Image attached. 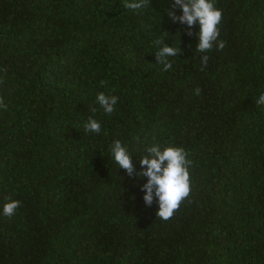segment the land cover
Instances as JSON below:
<instances>
[{"label":"trees","instance_id":"obj_1","mask_svg":"<svg viewBox=\"0 0 264 264\" xmlns=\"http://www.w3.org/2000/svg\"><path fill=\"white\" fill-rule=\"evenodd\" d=\"M170 3L0 0V264H264V0H215L225 47L203 71L199 23L186 35ZM164 32L181 48L168 72L152 43ZM100 92L118 97L111 115ZM116 140L136 173L148 147L188 153L171 219L114 161Z\"/></svg>","mask_w":264,"mask_h":264},{"label":"clouds","instance_id":"obj_2","mask_svg":"<svg viewBox=\"0 0 264 264\" xmlns=\"http://www.w3.org/2000/svg\"><path fill=\"white\" fill-rule=\"evenodd\" d=\"M123 7L134 13L140 14L143 10L150 7V0H124ZM177 10L181 12L177 15ZM166 14L172 23L186 25L188 31L186 35L193 36L191 29L199 23L200 30L197 33L198 44L195 52L203 53L201 57V70L203 71L208 64L209 56L206 54L216 47L223 50L225 42L219 40L220 25L223 20L221 9L215 6V0H171L166 10ZM169 36L164 32L161 36L153 40V46L157 49L155 52L156 64L162 65V71L168 72L172 69L170 58L177 57L180 47L168 46L165 43V37ZM6 71V70H5ZM101 86L106 85V81L100 82ZM201 89L196 88L195 94L200 95ZM118 97L115 95H106L100 92L96 96V103L103 109L105 114L111 115L115 111ZM257 106H264V92L255 100ZM0 108L7 110V105L0 98ZM94 113L95 108H90ZM86 133L101 132V123L91 117L84 123ZM110 152L114 161L123 169L129 177L137 174L139 177H146L147 183L142 186L145 193L143 200L147 206L153 204L154 199L158 202V211L156 217L163 221H168L174 216V213L180 208L182 201L186 200L191 191L190 168L192 161L188 159V153L183 147L169 146L161 150L159 145L146 148V154L139 160L143 169L136 173L133 163V157L126 146L121 141L116 140L110 145ZM19 200H9L3 205V215L12 217L20 207Z\"/></svg>","mask_w":264,"mask_h":264}]
</instances>
